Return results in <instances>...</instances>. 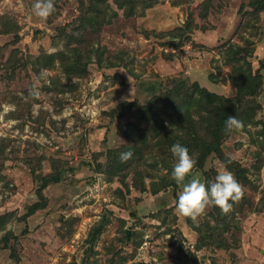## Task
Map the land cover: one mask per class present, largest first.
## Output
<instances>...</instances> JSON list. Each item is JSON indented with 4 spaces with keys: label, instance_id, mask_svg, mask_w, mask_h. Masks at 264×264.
I'll use <instances>...</instances> for the list:
<instances>
[{
    "label": "rangeland",
    "instance_id": "obj_1",
    "mask_svg": "<svg viewBox=\"0 0 264 264\" xmlns=\"http://www.w3.org/2000/svg\"><path fill=\"white\" fill-rule=\"evenodd\" d=\"M36 2L0 0V264H264V9L54 0L42 20ZM195 82L244 123H224L201 164L217 122ZM175 143L196 161L184 183L234 174L245 194L230 213H178Z\"/></svg>",
    "mask_w": 264,
    "mask_h": 264
},
{
    "label": "clouds",
    "instance_id": "obj_2",
    "mask_svg": "<svg viewBox=\"0 0 264 264\" xmlns=\"http://www.w3.org/2000/svg\"><path fill=\"white\" fill-rule=\"evenodd\" d=\"M33 7L35 15L42 20H46L55 12L54 0H37ZM243 127V121L234 115H229L225 121V130L228 132L238 131ZM170 151L177 158L171 172L172 179L178 185H183L176 203V209L181 216L195 222L210 206L218 207L221 213L226 215L231 212L233 204L243 198V186L227 169L217 174L214 181L207 185L199 178H192L188 183H184L186 177L192 173L196 161L189 154L188 148L180 143L173 144ZM132 155L131 150L122 152L120 159L126 162Z\"/></svg>",
    "mask_w": 264,
    "mask_h": 264
},
{
    "label": "trees",
    "instance_id": "obj_3",
    "mask_svg": "<svg viewBox=\"0 0 264 264\" xmlns=\"http://www.w3.org/2000/svg\"><path fill=\"white\" fill-rule=\"evenodd\" d=\"M93 1V0H92ZM96 3H106V0H99V2ZM251 3V7L253 10L255 11H259L264 9V0H250ZM90 8H87V11ZM96 11H98V14L101 15V11L99 9H96ZM93 18V17H92ZM88 20L89 17H87ZM250 75V74H249ZM259 75L255 74L254 76H249V78L243 77V79H240V82L237 84L234 82V87L236 89V96H245V95H251L254 93V91L258 88L259 86ZM180 88H175L177 89V91H180ZM193 91H196L199 93V95L201 96V98L203 99L204 104H209L210 105V112L209 113V121H216L217 124L216 126H210L211 128V133L213 136V141L211 143H202L200 140V144L202 147V151L200 153V155H198L197 160H198V164H201V162L203 161V159L213 150H215L216 152H218L219 149V139L222 137V133H219L220 131H224V126L223 124L225 123L227 117L229 116V114L232 112L234 114V116L236 117H242L240 115V113H237V107H236V101L233 99V101L229 98H227L226 96H224L223 94H218L214 91H210L208 90L206 87L203 86H199L197 82L192 84V89L189 93H192ZM181 92V91H180ZM161 99L158 98H154V102L158 103V101ZM235 101V102H234ZM215 113L216 116L215 117H211L212 113ZM211 113V114H210ZM248 116V114H247ZM215 119V120H214ZM223 126V128H222ZM136 132L137 130H139L137 133L139 136H142V132L141 129L139 127H136ZM198 143V144H199ZM177 184V183H175ZM94 236H92L91 234V238L92 241L94 240L93 238ZM90 238V239H91Z\"/></svg>",
    "mask_w": 264,
    "mask_h": 264
}]
</instances>
